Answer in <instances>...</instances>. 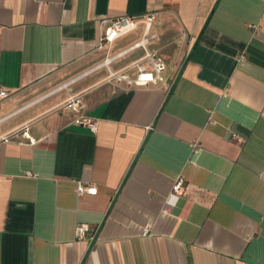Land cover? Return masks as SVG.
Masks as SVG:
<instances>
[{
    "label": "crops",
    "instance_id": "0c3cea01",
    "mask_svg": "<svg viewBox=\"0 0 264 264\" xmlns=\"http://www.w3.org/2000/svg\"><path fill=\"white\" fill-rule=\"evenodd\" d=\"M149 12L168 93L95 67L107 20ZM0 88V264H264V0H0Z\"/></svg>",
    "mask_w": 264,
    "mask_h": 264
},
{
    "label": "built area",
    "instance_id": "2783aa9c",
    "mask_svg": "<svg viewBox=\"0 0 264 264\" xmlns=\"http://www.w3.org/2000/svg\"><path fill=\"white\" fill-rule=\"evenodd\" d=\"M156 19V13L149 12L141 15H123L117 18L107 20L99 37L97 49L103 51L106 54L105 60L101 65L108 67L111 75H115L108 66L116 57L123 52L110 56L111 47L116 39L126 35L137 27H142L143 34L140 40L132 44L127 50L141 49L142 54L139 58L134 60L131 64V74L124 72L121 73L118 78L119 83H124L127 86H160L168 93L175 83V76L166 74V63L163 56L157 50H150L148 43L151 39L156 38V33L151 31L152 25ZM98 65V66H99ZM118 83V84H119ZM12 91L5 88H0V106L4 100L9 98ZM86 107L85 102L82 99L81 94H72L65 100V108L75 114V120L87 127L92 133H95L98 128V121L87 116L84 112ZM193 150L198 148L197 141L192 143ZM184 184V178L179 175L174 180L171 192L166 198L164 211H168L171 205H173L179 198ZM78 190L80 193L95 194L97 188L95 186H88L79 184ZM89 229L86 223H80L76 226V236L84 238L86 231ZM146 231H143L145 234ZM93 236L90 237L92 239Z\"/></svg>",
    "mask_w": 264,
    "mask_h": 264
},
{
    "label": "rangeland",
    "instance_id": "374dc122",
    "mask_svg": "<svg viewBox=\"0 0 264 264\" xmlns=\"http://www.w3.org/2000/svg\"><path fill=\"white\" fill-rule=\"evenodd\" d=\"M130 47V46H129ZM128 47V48H129ZM128 48H126L125 50H127ZM137 50L139 49H132V50H129V51H124L122 50V54L119 55L118 57H116L111 63H109V67H110V70L113 72V73H116L115 75H111V73L109 72L108 70V67L106 65H99V64H102L105 60V57H106V54H103V57L102 59L100 60V62L95 66L96 69L97 68H104L105 72H106V76H105V81L106 82H110V83H115V84H118L119 82L117 81L118 78L117 76H119L121 73H124V72H127L129 74H131V64L132 62L134 61L132 58L129 59V56L134 54ZM121 52H113L112 50V47H111V50H110V56H113V55H117ZM125 56H128L126 58V62L121 66V67H118L117 65H113L114 64V61L120 59V58H123ZM99 65V66H98ZM66 84H63V86H60L58 89H61L65 86ZM72 94H69L64 100L63 102L61 103V106H64L65 107V100Z\"/></svg>",
    "mask_w": 264,
    "mask_h": 264
}]
</instances>
